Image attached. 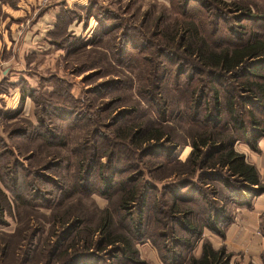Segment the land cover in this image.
I'll return each instance as SVG.
<instances>
[{"label":"rangeland","instance_id":"rangeland-1","mask_svg":"<svg viewBox=\"0 0 264 264\" xmlns=\"http://www.w3.org/2000/svg\"><path fill=\"white\" fill-rule=\"evenodd\" d=\"M183 1L88 0L74 12L76 14L69 24L80 19L86 21L87 16H91V32L82 37L80 34L71 36V31H67L70 37L63 44V52L47 58L46 68L39 70L33 67L28 72L37 74L35 89L27 91L22 79L13 84L7 82L6 78L0 80V93H4L0 97V187L3 192L0 195V264H65L69 259H73L72 264H147L144 261H150L148 252H144L145 246H142L144 242L154 246L159 256L165 253L162 248L164 243L168 247L171 245L173 239L163 241L157 238L162 226L156 222V217L166 229L171 223L165 219L164 213L151 211L150 207L153 195L160 199L159 206L162 209L165 205L161 202L170 205L168 194L161 192L163 185L168 186L175 179L183 177H192L197 181V173L187 175V165L184 166L188 150L184 144L191 143V130L196 127L187 117L192 110L186 113L185 108L187 91L184 82L190 76V61L182 56L181 48L178 47L182 34H176L172 26L177 18L182 19L181 14L174 11L182 10ZM232 1L239 0H223L226 5L221 6L209 0L208 9L209 13L217 11L215 6L219 10L223 9L227 22L221 21L220 26L236 32L241 28L234 22V14L230 13L232 8L227 6ZM254 1L264 9V0ZM200 3V0H191L187 13L195 14L199 8L202 11ZM102 12H106L107 16ZM198 17L200 22L205 21L204 24H207L209 16L204 11ZM240 25L248 30L260 29V23L251 20H243ZM108 26L114 28L105 34L102 29ZM126 26L131 27L128 37L121 31ZM160 32L174 40L166 41ZM213 39L218 41V35ZM71 42H75V45L68 46ZM83 42L87 44L80 45ZM125 42L126 53L120 55ZM133 44L139 47L135 48ZM142 57L150 62L144 61ZM177 71L182 73L176 75ZM146 79L150 81L149 84H146ZM13 86L18 87L20 92L15 107L6 105L5 100L10 96ZM145 87L152 90L153 104L138 95L139 90ZM50 91L54 95L50 96ZM33 92L38 103L49 100L59 111L69 110L65 112L70 115L62 119L52 118L51 121L45 115H38L56 138L46 140L38 133L44 127L42 124L39 127L35 116L40 108L35 109L31 95ZM198 94L195 99L200 102ZM28 96L30 105H25L23 110ZM121 110L134 112L129 117H122L125 111ZM199 110H203V107ZM127 126L129 130L125 128ZM117 129L122 131V136L116 135ZM151 129H160L162 133L168 134L169 145L173 144L177 148L176 161H170V156L161 150L151 153L148 148L150 144L160 149V142L145 140L146 143H143L144 136ZM227 130L230 132V129ZM128 138L134 141V147ZM90 147L91 155L87 151ZM162 147L166 150L167 144ZM136 149L139 150L137 155ZM92 150L97 152L95 159ZM143 150L147 152L141 156ZM109 153L114 154L111 160ZM178 155L185 159L182 160ZM91 161V174L86 176ZM46 164V169L39 168ZM123 166L127 171L120 175L113 174V169ZM29 171L37 173L33 172L29 178L24 177ZM207 172L208 175L203 177L205 179L198 180L203 181V186L199 185L202 192L206 193L208 188L224 191L221 180H214L218 177L217 170L208 169ZM17 173L21 177L15 187L13 180ZM112 175L116 180L118 177L127 180L135 176L138 178V190H148L151 200L149 208L144 210L142 225L136 217L140 206L139 197L127 210L133 214V224L121 218L123 212L118 209L121 193L116 192L118 181L110 185ZM149 183L156 184L155 190L149 188ZM11 187L14 189L11 190ZM216 198L221 199L219 196ZM207 199L212 200L210 194ZM199 201L203 199L199 198ZM104 208L110 209L113 214L112 235H125L130 238L134 248L138 245L141 249L140 254L143 256L135 254L133 257L136 263L132 259L124 260L115 251L119 243L101 244L103 234L98 226ZM227 211L230 212L229 209ZM171 226L174 227L173 224ZM257 231L264 238V216L260 219ZM199 237L190 250H186L185 246L176 248V251L181 252L180 258L185 260L187 255L197 253L201 241ZM206 240H202V243ZM196 242L199 246L197 249ZM222 256L230 260L229 264H264V251L259 259L251 258L253 262L248 260L245 263L229 259L225 248ZM169 262V259H162L163 264Z\"/></svg>","mask_w":264,"mask_h":264},{"label":"trees","instance_id":"trees-1","mask_svg":"<svg viewBox=\"0 0 264 264\" xmlns=\"http://www.w3.org/2000/svg\"><path fill=\"white\" fill-rule=\"evenodd\" d=\"M190 1L191 0H184L181 5L182 10L174 11L180 13L182 19L177 18L172 24L175 33L182 34L181 42L178 45L179 49L181 48L182 56L186 58L187 61H190V76H188L184 82V89L187 91L185 96V108L186 113L192 110V113L187 117L188 120L196 126L191 130L192 140L190 144L192 149L184 161V166L187 165L185 172L189 176L197 173L198 181L199 179H205L203 177L208 175V169L217 170L216 174L218 177H215L214 180H221L224 191H218L217 188H208L206 193H203L199 188V185L203 186V181L200 180L198 181L199 183H197V181L192 180V177H183L181 179H175L173 183H170L168 186L163 185V191L160 189L162 193L168 194L169 196L170 205L166 206L168 202H161L166 206L165 210V206H163V209L159 206L160 199L156 198V195H153V203L150 208L152 209L151 211L154 210L156 213H164L163 216L165 219H168L169 223L174 225V227H172L171 224H169L168 229H166L167 227L164 228L163 226L164 223L162 224L160 219L154 216L156 217V222L162 226V229L157 232V238H161L163 241L173 239L169 247L165 243L162 245L165 253L160 254L161 260L163 259L164 261L169 259V264H229L228 259L222 256L224 248L220 247L215 250L207 240L203 241L202 252L198 258L193 255H187L185 259L184 255L185 260H183L180 258L181 252L176 251V248H178V246H185L186 250H190L194 245L193 242L201 235L203 228H207L223 236V229L231 220V215L223 205H218V203L214 201L215 199H207L209 194L211 197L219 196L225 199L224 201L231 200L236 205H249L253 196L264 191V183L260 182L255 166L246 162L244 156L233 149V143L237 140H243L253 149H257L256 141L264 133V9H261L254 0H248V2L239 0L237 2L232 1L228 3L227 6L232 8L230 13L234 14V22L239 24L238 26L241 28V30L234 32L233 29L229 27L220 26L221 21L224 23L227 22L226 16L223 15L224 13L222 11L224 10L221 9L222 7H220L221 10H219L215 6L214 9L217 11L214 10V13H209V0H200L202 11L209 16L207 24H204L205 21L200 22L201 19L198 17L202 13L200 8L195 14L187 13V6H189ZM193 1L199 2V0ZM212 1L220 6L226 5L223 0ZM102 13L107 16L106 12ZM73 15L74 14L68 10H63L61 12L57 24V28L61 30V33L59 31L58 35L53 37L55 46L63 47V44L68 40L69 34L65 31V28L73 19ZM100 16H102L101 13ZM243 20H251L260 23L258 27L260 29H246L244 25H240ZM113 28L114 26L110 28L108 26L107 29H102V32L106 34ZM130 29L131 27L128 26L123 27L121 30L122 34H126V37H128ZM160 35L168 42L174 40L173 37H167L165 34L161 33ZM217 35L218 41H215L213 38ZM75 42L68 43V46L75 45ZM84 44L85 42L80 45ZM133 47L138 48L139 45L133 44ZM120 50V55L121 53H126L127 42L124 43ZM142 59L144 61L148 60L146 57H142ZM147 62L149 63L150 61ZM180 73H182V71H177L176 75H180ZM146 81V84L150 83L148 79H146ZM152 87L154 89V85ZM146 88L147 87L139 90L140 92L138 95L153 104L152 90ZM51 92L52 91L49 92V95H54L50 94ZM196 94H198V96L200 95V102L197 101V98L195 99ZM31 95L35 101V109H38V107L40 108V111H36L35 114L39 127L41 124L44 127L42 132H38L39 135L46 140H50L52 137L56 138V135L50 131L49 127L44 125V119L38 115H45L49 121H51L52 118L62 119L66 115H70L66 113L69 112V110L59 111L49 100H43L41 103H38L34 98V92ZM201 106L203 110H199ZM98 112H101V110ZM133 112L134 111H125L122 113V117H129ZM161 112L160 110V113ZM9 116L11 118L14 117L13 115ZM122 117L120 119H122ZM163 122H166V120ZM125 128L129 130L130 127L127 126ZM227 129H230V132ZM116 131L117 136H122L121 130L117 129ZM144 137L146 138H143V141L148 140L151 142L152 140H156L157 143L160 142V149L155 148V145L152 144H150V146L149 144L147 145L151 153L161 150L162 152H166L167 156H170V161L172 159L176 161L174 160L176 157V148L173 144L169 145L170 138L168 134L162 133L160 129H151ZM128 141L133 147L135 146L131 138H128ZM146 141L143 143L145 144ZM166 144L167 147L166 150H164L162 146ZM124 145L126 144L124 143ZM87 151H89L91 155V147ZM138 152L139 150L136 149V155L139 154ZM142 152L141 156L147 151L143 150ZM92 155L95 159L97 152L92 150ZM112 156H114V154L109 153L110 160ZM28 159H30V157ZM94 159L91 158V160ZM92 165L93 161H91L87 167L88 173L86 176L91 174ZM44 166L45 167L40 166L39 168L46 169L48 164ZM125 171H127V169L123 166L118 169H113V174L120 175ZM33 172L37 173V171ZM33 172L31 173V171H29L23 176L29 178L30 175L34 174ZM113 176L114 175H112L109 181L110 185H114V183L118 181L119 188H117L116 192L121 193L118 205V209L123 212V215H120L121 218H126L133 224V214L130 212L128 213L127 210L132 207L131 204L137 202L139 197L140 206L136 213V217L139 218L140 224L142 225V218L145 213L144 210L146 207L149 208L151 195L148 193V190H138L136 185L138 178L135 176L134 178H127V180L126 178L123 180V177H118V180H116ZM19 177L21 176H19L18 173L14 177L13 182L15 187L17 186ZM210 178L212 180V177ZM149 184V188L155 190L156 184ZM249 185L255 186L251 188ZM13 189L14 188L11 187V190ZM103 194L106 193L103 192ZM196 194H199L200 197H197ZM0 195H3L1 187ZM107 196L108 198L110 197L109 195ZM199 198H202L203 201H199ZM162 200L164 199H161V201ZM102 211L103 214L100 217L101 221L98 226L101 234H103L101 244L105 243L110 245L119 243V245L115 247V251L119 252L121 258L124 260H131L137 251L131 245L130 238L121 234L112 235L113 214L110 212V209L107 210V208H104ZM179 221L181 223H179ZM138 234L142 235L140 233ZM72 260H66L64 263L72 264Z\"/></svg>","mask_w":264,"mask_h":264},{"label":"crops","instance_id":"crops-1","mask_svg":"<svg viewBox=\"0 0 264 264\" xmlns=\"http://www.w3.org/2000/svg\"><path fill=\"white\" fill-rule=\"evenodd\" d=\"M87 1L0 0V61L2 64L0 80L6 78L7 82L13 84L22 79L27 91L35 89V84L38 83L37 74H29L28 72L32 71L33 67L39 70L46 68L47 58L63 52L62 47L55 46L53 42V37L58 35L59 31L61 33V30L57 28L61 12L68 10L76 14L74 12L86 4ZM91 19L93 20L91 16H87L86 21L77 20L74 24H69L65 31H71L73 36L79 34L82 37L89 35L92 25ZM3 94L0 93V97ZM19 96V88L13 86L10 90V96L5 98L6 105L15 107L18 104ZM28 97L25 99L27 101H24L23 110L27 105H30V97ZM184 145L188 146V155L192 146L190 143ZM256 145L257 149H253L247 142L237 140L233 143V149L241 153L246 162L255 166L260 182L264 183V133L257 139ZM176 149L175 154H177ZM187 155H185V158ZM179 158L181 157L179 156ZM185 158L182 157L181 159ZM192 180L194 181V179ZM254 186L249 185L251 188ZM212 199L218 201V205H223L230 210L229 213H232L231 220L223 229V236L203 228L199 237L201 240L200 248L196 242V248L194 246L192 251L194 248L199 249L197 253L192 255L196 258L201 255L202 240L207 239L215 250L220 246H224L226 252L229 253V259L232 261L237 259L245 263L248 260L253 262L251 258L257 257L259 259L264 251V238L257 231L260 219L263 216L261 210L264 203V191L253 196L249 205H236L231 200L224 203L223 198H221L222 200L217 199L216 196ZM142 246H145L143 247L145 248L144 252H148L149 261L151 262L148 263L145 260V263L163 264L154 246L151 247L148 242H144ZM135 248L137 256H143L140 254L141 249L138 245ZM131 259L133 263L137 262L133 258Z\"/></svg>","mask_w":264,"mask_h":264},{"label":"built area","instance_id":"built-area-1","mask_svg":"<svg viewBox=\"0 0 264 264\" xmlns=\"http://www.w3.org/2000/svg\"><path fill=\"white\" fill-rule=\"evenodd\" d=\"M0 69H1V61H0ZM261 213H262V215L264 216V203H263V205H262Z\"/></svg>","mask_w":264,"mask_h":264}]
</instances>
